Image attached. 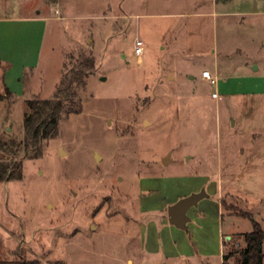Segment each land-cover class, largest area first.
<instances>
[{
    "label": "rangeland",
    "instance_id": "1",
    "mask_svg": "<svg viewBox=\"0 0 264 264\" xmlns=\"http://www.w3.org/2000/svg\"><path fill=\"white\" fill-rule=\"evenodd\" d=\"M203 1H136V11L156 15L137 32L118 22L133 0H0V18H60L48 22L35 87L0 104V138L21 143L26 101L52 98L84 57L96 62L59 136L39 158L20 151L23 178L0 183V258L24 251L45 264H222L223 248L241 249L253 231L242 213L264 228V8L241 16L233 0L231 14L213 16V0ZM201 13L209 14L193 15ZM170 59L174 70L164 66ZM205 70L218 85L201 80ZM188 176V185L203 177L218 192L223 221L212 208L205 229L169 226L168 207ZM223 234L231 238L221 243ZM167 240L186 259H166Z\"/></svg>",
    "mask_w": 264,
    "mask_h": 264
},
{
    "label": "crops",
    "instance_id": "2",
    "mask_svg": "<svg viewBox=\"0 0 264 264\" xmlns=\"http://www.w3.org/2000/svg\"><path fill=\"white\" fill-rule=\"evenodd\" d=\"M133 1L134 2L132 4L130 3L131 1L128 3V4H131L128 6L129 8L128 12L126 13L124 12L122 19L121 20L119 19L118 21L120 24H122L123 31L125 30L131 31L135 27V29L138 32V30L141 28L142 19L150 20L151 18L156 16L154 14L148 15L147 13L136 11L137 9L135 8L136 5L134 3L140 0H133ZM193 1L201 2L203 0H193ZM233 4H234L233 0H213L212 13L210 14H212L213 16L218 15V14H221V15L231 14L232 11L227 10V8H229L230 6H233ZM248 6L251 9L253 7L254 11L262 9L264 8V0H239L238 9L235 11L234 14H238L241 16L249 14V10L251 9H248ZM206 14H209V13H201V14H193V15L200 17L201 15H206ZM165 16L175 17V16H180V15L167 14ZM112 18H114L111 21L113 23L112 24L110 23V24H111V28L113 29L114 28L113 25L116 23V18L115 17H112ZM59 19L52 18L49 16L43 17L39 15H36L31 18H14V19L0 18V29L5 28V27L10 28L9 33H0V91L4 90L3 87H7L8 89H10L11 92L13 93V98H12L13 102L21 101V99L27 96V91H30L32 88L35 87L34 84H36L35 83L37 79L36 77L37 75L40 74L39 66H40V61H41V49L43 46V42L46 38L45 33H46V30L48 29V22L52 20H59ZM138 19L140 21H138ZM65 23L66 22H64L63 24ZM137 39L141 40L138 36L136 37L135 41ZM171 44H169L170 46L168 48V51H169L168 55H170V57L174 55L173 50H175L174 49L175 47H173V45L177 46L179 44V39L176 37L173 40V42L171 41ZM162 49L167 50V45L163 47ZM139 63H142L141 58L139 60ZM172 64H173V61L172 59H170L168 64L167 65L164 64V66L167 69L170 68L174 70L175 68H173ZM190 72L191 70L188 72V74H190ZM200 75H201L202 81L203 80L207 81L206 79L203 78L201 73ZM29 76H30V79L28 78ZM191 77L193 76H190V79L194 78V77L193 78ZM30 85L31 87H29ZM2 103L3 102H1L0 104ZM195 178H197L196 182L194 181ZM201 178L202 179L199 180V177L194 176L192 178V180L194 181V184H191V186L188 185V183L191 182L189 181L191 177L188 176L186 177V180L183 179L181 182L188 185V187H186V185L184 189L182 187V190H184L183 195H180V197L178 196L177 199L173 201L172 205H174L176 202H178L182 198L188 197L192 193H199V191L201 192L202 190H206L207 192V188L208 187L211 188L212 186H209L208 181H206V179L204 181L203 177ZM211 190H212V195L207 192L208 197H206V199L201 201V202H204L206 200L205 201L206 203H202L204 204L202 210L195 209L196 211L195 210L193 211L195 213H192L190 215L189 213L192 209L195 208L194 207L190 209L188 213V217L190 218L189 223L195 224L194 232L198 231L200 228L205 229L206 226H209V225L212 226L213 224L212 221L208 220L207 218V216L209 215V211L212 208H214V212L216 213L219 220L220 221L222 220V216H223L222 207L223 206L219 202L220 199H219L218 192L212 188ZM201 202L199 203L198 206H200ZM170 207L172 206H169L168 209ZM167 216H168V210H167ZM169 226H174V225H171L169 223ZM169 226H167V229H169ZM213 229H211V231H213ZM226 237L223 234V237L220 239L221 243H224V238ZM163 242L164 244H166V246L164 248V251L162 250L163 252L161 253H164V255L166 253L167 255V256L165 255L167 257L166 259H169L171 261L173 260L177 261V260L186 259V256H188L187 254L183 252H179L177 250V242L174 241L171 243L169 240L163 241ZM156 251H161L159 248V245L156 246V249H153L152 252L154 253ZM221 254H223L224 256V248H223V253ZM189 255L192 256L193 253H190ZM202 255L206 257L207 256L210 257L212 253H204ZM237 257L238 256H235L233 257V259L237 261L238 260ZM222 264H223V258H222ZM263 264H264V261H263Z\"/></svg>",
    "mask_w": 264,
    "mask_h": 264
},
{
    "label": "trees",
    "instance_id": "3",
    "mask_svg": "<svg viewBox=\"0 0 264 264\" xmlns=\"http://www.w3.org/2000/svg\"><path fill=\"white\" fill-rule=\"evenodd\" d=\"M96 68L95 58L84 57L79 64L66 69L61 82L52 98L46 100L33 98L26 101L27 110L23 118L22 142L16 140L6 141L0 138V183L23 178L22 164L17 156L20 151L30 152L31 159L39 158L41 147L45 141L59 136L60 120L70 104L75 102L78 91L86 85V78ZM0 91V102L12 99L13 93L7 87ZM253 223V231L242 234L244 245L237 251L225 252L223 264L235 256L240 258V264H263L264 261V228L256 221L252 214L242 213ZM225 246V245H224ZM0 264H45L39 259H29L24 251L14 259L0 258ZM54 264H64L60 261Z\"/></svg>",
    "mask_w": 264,
    "mask_h": 264
},
{
    "label": "water",
    "instance_id": "4",
    "mask_svg": "<svg viewBox=\"0 0 264 264\" xmlns=\"http://www.w3.org/2000/svg\"><path fill=\"white\" fill-rule=\"evenodd\" d=\"M254 66V69H258L257 65ZM97 161H100L99 155H97ZM169 162H171V158H165L163 163L164 165H167ZM206 197H208L206 190H202L199 193H193L176 202L168 209L169 223L179 229L185 230L190 222V218L188 217L190 209L197 207L201 201L206 199ZM227 238L229 240L231 237Z\"/></svg>",
    "mask_w": 264,
    "mask_h": 264
},
{
    "label": "built area",
    "instance_id": "5",
    "mask_svg": "<svg viewBox=\"0 0 264 264\" xmlns=\"http://www.w3.org/2000/svg\"><path fill=\"white\" fill-rule=\"evenodd\" d=\"M134 52L139 58L144 54V43L142 40L137 39L135 41ZM202 76L204 79L209 81L211 84L217 85V79L211 74L209 70L203 71ZM212 97L213 99H220V95L217 92L214 93Z\"/></svg>",
    "mask_w": 264,
    "mask_h": 264
},
{
    "label": "bare ground",
    "instance_id": "6",
    "mask_svg": "<svg viewBox=\"0 0 264 264\" xmlns=\"http://www.w3.org/2000/svg\"><path fill=\"white\" fill-rule=\"evenodd\" d=\"M99 158H100V156H99ZM101 159V158H100Z\"/></svg>",
    "mask_w": 264,
    "mask_h": 264
}]
</instances>
